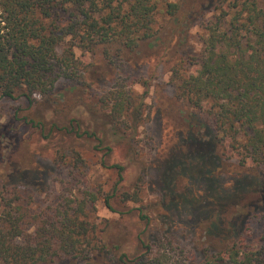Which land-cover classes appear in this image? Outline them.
Returning a JSON list of instances; mask_svg holds the SVG:
<instances>
[{
    "label": "trees",
    "instance_id": "16d2710c",
    "mask_svg": "<svg viewBox=\"0 0 264 264\" xmlns=\"http://www.w3.org/2000/svg\"><path fill=\"white\" fill-rule=\"evenodd\" d=\"M178 10L179 4L170 0H0V99L24 97L33 104L37 96L72 92L95 73L78 59L76 49L93 55L99 51L106 59L115 45L117 55L130 54L156 39L165 21H176ZM193 15L204 32L202 52L187 59L173 50L166 61L170 81L161 84L162 90L171 88L170 102L180 107L207 111L204 124L215 138L220 135L221 145L227 138H242V167L248 159L264 167V0H213ZM142 85L144 91L133 97L129 88L113 102L104 96L98 103L76 105L75 134L95 136L96 148H106L105 154L114 142L132 144L127 131L137 133L149 92L146 82ZM56 156L59 164L75 167L81 160L73 148L58 150ZM99 162L105 169L115 168L122 180V165L104 158ZM31 182L1 187L0 264H91L95 258L125 262L119 242L112 247L104 242L99 221L85 215L87 204L95 210L97 192L77 199V205L66 194L39 210L36 198L24 194V189H36L38 181ZM110 198L105 195L104 203L112 210ZM258 213L264 210H253L243 230ZM230 234L221 243L205 238L200 259L180 264H264V235L250 244L241 233ZM145 248L138 264H171L151 245Z\"/></svg>",
    "mask_w": 264,
    "mask_h": 264
},
{
    "label": "rangeland",
    "instance_id": "374dc122",
    "mask_svg": "<svg viewBox=\"0 0 264 264\" xmlns=\"http://www.w3.org/2000/svg\"><path fill=\"white\" fill-rule=\"evenodd\" d=\"M170 1L179 4L177 20L165 21L156 39L130 54L117 55L115 45L106 59L99 51L93 55L76 49L78 59L95 73L74 91L37 96L33 104L24 97L0 99V190L3 184L38 181L35 190L24 189L40 203L37 210L66 194L76 202L97 192L95 210L89 203L85 215L96 217L102 240L111 247L118 241L126 257L124 263L95 258L91 264H138L146 245L153 253H164L171 264L188 263L200 259L205 238L221 243L234 231L256 244L264 235V213L251 216L243 230L253 210H264V167L249 159L242 167V138L239 143L227 138L221 145L220 135L215 138L204 124L207 111L180 107L170 102L171 88L162 90L161 84L170 81L166 61L173 50L187 59L200 56L204 32L193 13L213 2ZM153 43L159 45L153 48ZM144 82L149 92L137 133L127 131L132 144L114 142L105 154L106 148H96L95 136L75 134L76 105L98 103L104 96L113 102L129 88L136 96L144 91ZM72 148L80 156L79 166L56 162L58 150ZM103 158L123 166L122 180L115 168L100 165ZM105 195L111 197L112 210Z\"/></svg>",
    "mask_w": 264,
    "mask_h": 264
}]
</instances>
